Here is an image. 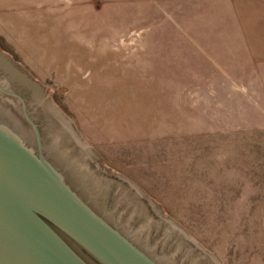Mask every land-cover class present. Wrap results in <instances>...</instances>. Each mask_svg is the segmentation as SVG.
<instances>
[{
    "label": "rangeland",
    "instance_id": "rangeland-1",
    "mask_svg": "<svg viewBox=\"0 0 264 264\" xmlns=\"http://www.w3.org/2000/svg\"><path fill=\"white\" fill-rule=\"evenodd\" d=\"M167 3L0 0V78L59 165L46 113L98 163L109 188L76 186L161 264H264V71L226 68Z\"/></svg>",
    "mask_w": 264,
    "mask_h": 264
},
{
    "label": "water",
    "instance_id": "water-1",
    "mask_svg": "<svg viewBox=\"0 0 264 264\" xmlns=\"http://www.w3.org/2000/svg\"><path fill=\"white\" fill-rule=\"evenodd\" d=\"M28 119L34 135L0 109V264H161L85 199Z\"/></svg>",
    "mask_w": 264,
    "mask_h": 264
},
{
    "label": "crops",
    "instance_id": "crops-1",
    "mask_svg": "<svg viewBox=\"0 0 264 264\" xmlns=\"http://www.w3.org/2000/svg\"><path fill=\"white\" fill-rule=\"evenodd\" d=\"M173 1L168 0L167 4L173 6L182 21L187 20L194 31L199 24V36L206 38L207 54L231 70L264 71V0H206L203 3H207L208 19L203 25L199 18L203 15L200 0ZM180 52L196 53L192 47H182Z\"/></svg>",
    "mask_w": 264,
    "mask_h": 264
},
{
    "label": "flooded vegetation",
    "instance_id": "flooded-vegetation-1",
    "mask_svg": "<svg viewBox=\"0 0 264 264\" xmlns=\"http://www.w3.org/2000/svg\"><path fill=\"white\" fill-rule=\"evenodd\" d=\"M6 91L15 92L19 94L24 100V105L15 95ZM28 91L30 90L23 89L12 83L8 84L0 78V103L7 106L5 112L11 116L15 115L17 117L16 119L20 123L19 124L20 127H22L26 132L28 131L34 134V127L30 123L28 118L32 119V121L36 123L42 139L43 127L41 122H39V120H37V118L33 116V111L31 110V106L29 105V102L27 100ZM45 116L46 118L44 119V121L47 124V127H50V129H53L57 132V138L53 140L52 143V147L54 146L52 151L55 152V151L63 150L62 151L64 152L63 155L67 159H69L72 170H74V172H76L77 175L81 176L83 179L88 181L90 186H92V189L98 191L99 190L103 191L106 188L108 189L109 183H107L106 181L103 180V178L98 176L101 175L100 173L103 174V171H100V169L98 168L99 167L98 163L95 164L88 157L82 156L80 147L78 146L77 143L73 141L72 137L68 135V133L63 129V127H60L58 129L57 121L50 119L47 113ZM42 143H43V139H42ZM185 230L187 229L185 228ZM183 263L184 261L178 264H183ZM200 264H206V263L201 262Z\"/></svg>",
    "mask_w": 264,
    "mask_h": 264
}]
</instances>
